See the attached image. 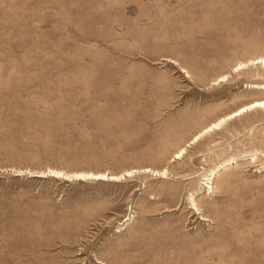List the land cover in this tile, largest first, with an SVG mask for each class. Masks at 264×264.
<instances>
[{"label": "rangeland", "instance_id": "374dc122", "mask_svg": "<svg viewBox=\"0 0 264 264\" xmlns=\"http://www.w3.org/2000/svg\"><path fill=\"white\" fill-rule=\"evenodd\" d=\"M262 56L264 0H0V264H264V109L186 145Z\"/></svg>", "mask_w": 264, "mask_h": 264}, {"label": "bare ground", "instance_id": "6f19581e", "mask_svg": "<svg viewBox=\"0 0 264 264\" xmlns=\"http://www.w3.org/2000/svg\"><path fill=\"white\" fill-rule=\"evenodd\" d=\"M176 63V62H175ZM255 66V65H261L264 66V56L259 57L255 60H250L247 61L246 63H239L236 67H234V72H239L247 69L249 66ZM187 73V72H186ZM230 75H223L222 77L218 78L216 82L221 83L224 81H227L229 79ZM250 89L256 90V91H262L264 92V84H251L248 85ZM254 109H264V97L259 98L257 100H254L251 103L245 104L241 106L239 109H236V111L226 114L222 117H220L217 121L209 125L208 127L204 128L201 132H199L187 145V147L191 146L192 144H195L199 142L206 134H209L211 132H214L216 130L221 129V127L226 124L228 121L233 120L237 117L242 116L243 114L254 110ZM186 147L180 149L176 154H175V160L176 159H181L185 156L186 154ZM255 154V153H254ZM240 157V156H239ZM254 157V156H253ZM228 159V158H227ZM172 160V158H171ZM237 158L232 157L229 158L228 160L222 162L219 166H217L215 169L211 170L209 174L205 175V187L208 189L209 192L213 193L214 191V179L217 177V175L224 169H226L229 165L234 164L236 162ZM140 170V169H139ZM138 170H129L126 171L120 175H111L110 173H92V172H74V173H67L64 171H59V170H50V173L53 177H65L67 179H75L78 181H83V180H88V179H94V180H100V181H119V180H124L127 177H132L135 172ZM146 173H152L154 175H159L162 178H167L168 175V170L167 168H164L162 170H153L151 168H146L144 169ZM45 173V172H44ZM48 174V173H47ZM203 178V177H202ZM192 204L194 207V210L197 212L201 213V208L197 204L196 200L192 196ZM202 218V217H201ZM206 218H202V220H205ZM131 218H126L125 222L130 221Z\"/></svg>", "mask_w": 264, "mask_h": 264}]
</instances>
